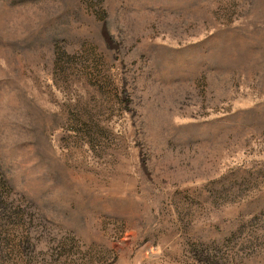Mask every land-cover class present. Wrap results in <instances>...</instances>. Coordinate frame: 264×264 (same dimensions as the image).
<instances>
[{"label": "rangeland", "instance_id": "rangeland-1", "mask_svg": "<svg viewBox=\"0 0 264 264\" xmlns=\"http://www.w3.org/2000/svg\"><path fill=\"white\" fill-rule=\"evenodd\" d=\"M0 264H264V0H0Z\"/></svg>", "mask_w": 264, "mask_h": 264}]
</instances>
